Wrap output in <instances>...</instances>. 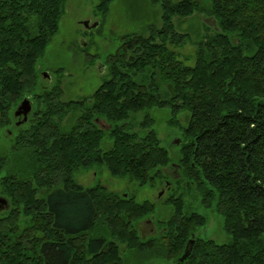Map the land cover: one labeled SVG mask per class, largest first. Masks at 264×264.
Returning <instances> with one entry per match:
<instances>
[{
	"label": "trees",
	"instance_id": "1",
	"mask_svg": "<svg viewBox=\"0 0 264 264\" xmlns=\"http://www.w3.org/2000/svg\"><path fill=\"white\" fill-rule=\"evenodd\" d=\"M64 1L0 0V130L11 133L24 98L32 105L11 147L20 173L0 177L9 204L0 214V264H141L157 252L170 264H264V0L152 2L161 8L162 27L124 38L108 58L110 78L90 99L66 102L59 83L35 93L36 63L58 32ZM97 1L105 14L113 0ZM199 12L213 17L217 30L202 37L187 66L171 49L187 36L173 19ZM166 106L173 115L189 112L178 165L170 168L178 182L195 186L205 209L223 217L227 244L196 236L206 218L185 212L179 196L167 199L173 213L159 235L144 240L137 225L153 214V203L100 184L84 188L73 178L80 169L104 167L139 186L162 185L166 149L154 130L140 137L125 120ZM98 120L109 126L107 151L100 149ZM141 125L151 126V117Z\"/></svg>",
	"mask_w": 264,
	"mask_h": 264
},
{
	"label": "rangeland",
	"instance_id": "2",
	"mask_svg": "<svg viewBox=\"0 0 264 264\" xmlns=\"http://www.w3.org/2000/svg\"><path fill=\"white\" fill-rule=\"evenodd\" d=\"M97 4V0L64 1L58 32L36 63L38 87L35 93L59 83L63 91L62 101L90 99L101 83L110 78L108 58L119 50L124 38L130 35L147 37L152 30L162 27L161 8L150 0H113L105 14L97 10ZM85 22L89 27L84 26ZM173 25L176 32H184L187 36L184 44L171 49L185 65L192 66L197 44L203 36H209L217 30L216 22L206 12H199L186 19L175 18ZM78 113L70 112L67 115L60 125L62 132L69 130ZM146 114L151 117L152 125L144 129L141 123ZM188 116L189 112L182 109L173 115L172 107L166 106L132 113L125 120L129 132L140 137L147 130H154L161 146L166 149L169 166L163 170L162 185L157 181L153 186H139L137 182L127 178L111 177L104 167L80 169L74 173L73 178L84 188L100 184L120 196L129 195L137 202L153 203V214L143 218L137 225L138 235L144 240L159 235L162 223L173 213L172 206L166 203L167 199L179 196L184 202L185 212H196L206 218L205 225L197 228L195 235L219 245L227 244L231 238L223 229V217L213 210L205 209L195 186L188 187L187 180L178 182L177 177H174V170L170 168L178 165L179 150L183 143L182 132L187 126ZM96 125L104 131L100 149L107 151L112 145L108 135L109 126L102 120H98ZM27 126L28 123L16 125L14 122L10 127L11 133L7 128L0 130V160L4 159L0 177L8 173H20L18 169L22 163L13 160L11 147L18 129ZM121 254H124L122 250ZM144 258L141 264H170L158 252Z\"/></svg>",
	"mask_w": 264,
	"mask_h": 264
},
{
	"label": "water",
	"instance_id": "3",
	"mask_svg": "<svg viewBox=\"0 0 264 264\" xmlns=\"http://www.w3.org/2000/svg\"><path fill=\"white\" fill-rule=\"evenodd\" d=\"M85 27H89V24L87 22L84 23ZM95 25H93L94 27ZM32 110V105H31V101L27 98H24L19 105L17 106L16 110L14 111L13 115L14 117H22V120H20L19 122L16 123V125H21L23 123H25L27 121V117L28 114L31 112ZM9 204L8 201L5 197H0V210H6L8 209ZM194 240L191 239L185 248V252L181 258V260H183L184 258H186V256L190 253L192 244H193Z\"/></svg>",
	"mask_w": 264,
	"mask_h": 264
},
{
	"label": "flooded vegetation",
	"instance_id": "4",
	"mask_svg": "<svg viewBox=\"0 0 264 264\" xmlns=\"http://www.w3.org/2000/svg\"><path fill=\"white\" fill-rule=\"evenodd\" d=\"M151 2H157V0H150ZM198 14V13H197ZM207 16H209L208 14H207ZM29 115V114H28ZM15 119H16V123L17 122H19L20 120H22V117H15ZM27 120H28V117H27ZM27 122V121H26ZM25 122V123H26ZM24 124V123H23ZM22 125V124H21ZM174 177H178V174H177V171H175L174 170ZM2 195H1V193H0V197H1ZM2 197H4V196H2ZM9 209V208H8ZM8 209H6V210H0V214H2L4 211H7Z\"/></svg>",
	"mask_w": 264,
	"mask_h": 264
},
{
	"label": "bare ground",
	"instance_id": "5",
	"mask_svg": "<svg viewBox=\"0 0 264 264\" xmlns=\"http://www.w3.org/2000/svg\"><path fill=\"white\" fill-rule=\"evenodd\" d=\"M9 208V207H8Z\"/></svg>",
	"mask_w": 264,
	"mask_h": 264
}]
</instances>
